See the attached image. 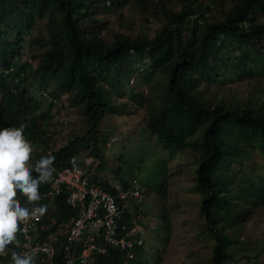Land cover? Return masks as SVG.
Segmentation results:
<instances>
[{
	"label": "trees",
	"instance_id": "16d2710c",
	"mask_svg": "<svg viewBox=\"0 0 264 264\" xmlns=\"http://www.w3.org/2000/svg\"><path fill=\"white\" fill-rule=\"evenodd\" d=\"M132 4L143 21L160 22L154 35L110 29L112 14L125 28L124 8ZM35 45L34 68L23 57ZM251 79L264 80V0H0V128L23 124L32 145L48 143L54 101L67 96L66 109L78 112L85 129L54 142V166L62 169L75 156L105 157L115 133L103 128L109 115L147 108L144 132L173 158L192 150L200 161L195 183L213 241L211 264L233 257L230 246L241 244L235 236L264 205V99L243 104L225 96L232 83ZM127 94L128 103L117 98ZM43 155L32 152L34 176ZM128 180L120 182L125 189ZM158 192L166 195L167 184ZM56 207L64 221L77 214L64 196ZM124 260L125 252L109 246L92 264ZM10 262L11 254L0 255V264Z\"/></svg>",
	"mask_w": 264,
	"mask_h": 264
},
{
	"label": "rangeland",
	"instance_id": "374dc122",
	"mask_svg": "<svg viewBox=\"0 0 264 264\" xmlns=\"http://www.w3.org/2000/svg\"><path fill=\"white\" fill-rule=\"evenodd\" d=\"M124 14L122 24L125 28L118 27L119 18L112 14L109 17L110 29L134 34L148 31L154 35L160 26L156 18H151L149 22L143 21L144 15L135 4L126 6ZM38 35L40 33L36 30L34 37ZM37 49L39 45H35L32 50L27 49L28 54L23 57L24 61L31 60L34 68L38 61L32 60V55ZM225 92L228 101L236 99L243 104L264 99V80L236 81ZM35 93L42 97L37 86ZM48 95V92L44 93L45 97ZM66 97L57 100L56 116L45 126L50 141L32 145L33 151L39 155L51 150L54 142L64 144L76 131L83 132L85 129L84 120L75 109L68 119L64 115ZM117 98L120 102L130 101L128 94ZM146 117L147 108L141 107L131 114L109 115L106 118L103 128L115 133L105 150V157L100 160L102 165L99 168V172L111 182L137 177L146 185L144 222L141 223L145 230V244L138 250L140 257L133 264H211L213 241H209L206 235L201 211L202 192L195 183V168L200 161H196L192 150L173 158L168 151L157 145L149 132H144ZM258 158L262 160L260 156ZM235 169L238 170V165ZM163 183L167 184L166 195L158 192L159 185ZM235 238L241 244L230 246L233 257L224 260L222 264H264V205L255 210ZM141 250L144 252L140 253Z\"/></svg>",
	"mask_w": 264,
	"mask_h": 264
},
{
	"label": "built area",
	"instance_id": "2783aa9c",
	"mask_svg": "<svg viewBox=\"0 0 264 264\" xmlns=\"http://www.w3.org/2000/svg\"><path fill=\"white\" fill-rule=\"evenodd\" d=\"M13 71L14 67H11L10 72ZM47 97L51 101V97L49 95ZM57 104L55 100L54 113ZM64 115L68 119L70 114L67 109ZM62 121L67 122L66 119ZM112 144L114 142L110 146ZM55 150L54 146L48 154L54 156ZM91 156L85 155L83 160L76 156L72 157L69 164L62 169H56L53 165L55 168L53 178L47 183L48 189L43 194L46 198L47 211L55 209L56 199L60 196H64L66 204L76 210V216L70 219L63 234L67 238L58 243V235L53 234L50 240L41 242L38 224L43 216L39 219H30L22 222L21 232L26 241L22 244V253L35 250L36 254H45V258L51 261L56 258L58 250H61L65 264H91L95 254H104L106 246L111 245L127 251L126 264L136 259V249L145 244L143 237L145 230L141 224L144 222L145 188L137 178L128 180L130 183L128 189L120 182L106 179L115 191L109 190L99 184V179L102 178L99 167L102 162ZM54 223L56 224V221L51 225ZM43 228L49 227L45 225Z\"/></svg>",
	"mask_w": 264,
	"mask_h": 264
},
{
	"label": "clouds",
	"instance_id": "9594fccd",
	"mask_svg": "<svg viewBox=\"0 0 264 264\" xmlns=\"http://www.w3.org/2000/svg\"><path fill=\"white\" fill-rule=\"evenodd\" d=\"M25 127L21 124L19 127L0 128V255L11 254L10 264H36V260L39 264H62L57 262V257L63 259L61 250H58L56 258L51 261H47L45 254H36L35 250L22 253V244L26 242L21 232L22 222L43 216L38 224L41 233L38 238L41 242H47L50 236L57 234L60 243L67 238L63 234L73 217L64 221L57 213L56 203L54 210L47 211L43 194L48 187L42 192H39V188L41 184L52 180L55 157L48 154V151L40 156L34 165V176L30 167L33 147L24 135ZM73 164L75 165V159ZM18 193L26 197L31 204L29 207L21 204ZM54 221L56 224L51 225ZM45 225L49 228H43Z\"/></svg>",
	"mask_w": 264,
	"mask_h": 264
},
{
	"label": "crops",
	"instance_id": "0c3cea01",
	"mask_svg": "<svg viewBox=\"0 0 264 264\" xmlns=\"http://www.w3.org/2000/svg\"><path fill=\"white\" fill-rule=\"evenodd\" d=\"M126 221L128 222V221H129V218H128ZM144 235H145V234H144ZM143 237H144V236H143ZM144 240H145V239H144ZM109 246H111V245H107V246H106V247H107L106 251L108 250V247H109ZM111 247H114V246H111ZM114 248H116V247H114ZM140 248H142V247L137 248L136 251H135V252H136V258H137V259L140 257V255H138V250H139ZM116 249H118V248H116ZM118 250H120V249H118ZM120 251H122V250H120ZM123 252H125V260H124L123 264H126V262H127V261H126V258H127V251H123ZM143 252H144L143 250L140 251V253H143ZM105 253H106V252H105ZM95 255H102V254H98V253H97V254H95ZM62 260H63V259H62ZM135 260H136V259H135ZM135 260L130 261L129 264H133ZM47 261H49V259H47ZM92 263H93V262H92ZM92 263H91V264H92ZM62 264H65L64 261L62 262Z\"/></svg>",
	"mask_w": 264,
	"mask_h": 264
}]
</instances>
